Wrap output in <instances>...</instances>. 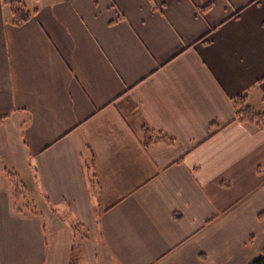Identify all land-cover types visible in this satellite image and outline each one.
Segmentation results:
<instances>
[{"label":"crops","instance_id":"crops-1","mask_svg":"<svg viewBox=\"0 0 264 264\" xmlns=\"http://www.w3.org/2000/svg\"><path fill=\"white\" fill-rule=\"evenodd\" d=\"M28 3L14 26L0 0V264H70L71 220L97 264L208 263L264 190V126L233 109L264 114V0Z\"/></svg>","mask_w":264,"mask_h":264},{"label":"rangeland","instance_id":"rangeland-1","mask_svg":"<svg viewBox=\"0 0 264 264\" xmlns=\"http://www.w3.org/2000/svg\"><path fill=\"white\" fill-rule=\"evenodd\" d=\"M22 1L29 10L33 9L28 0ZM3 181L6 183L7 177ZM28 201H30V197L27 189L25 198L16 203V207L21 208V203ZM26 207L29 208L28 205ZM253 212L254 215L264 212L263 189L254 195V202L249 210L246 208L241 212L243 216L240 217V220L225 219L210 230L205 244L203 242V249H206L208 256L206 264H250L262 255L264 251V221L259 222L253 219ZM73 224L75 226L73 229L70 226L71 238L74 241V246H77L73 247L74 264H91V259L97 264L99 241L95 235L88 234L76 222Z\"/></svg>","mask_w":264,"mask_h":264},{"label":"trees","instance_id":"trees-1","mask_svg":"<svg viewBox=\"0 0 264 264\" xmlns=\"http://www.w3.org/2000/svg\"><path fill=\"white\" fill-rule=\"evenodd\" d=\"M4 7L9 12V22L11 25L19 26L29 21L36 13V11H29L21 0H1ZM210 9V5H206L199 8L197 11L200 15L205 14ZM234 109V121H238L242 124L255 125L257 127L264 126V114L254 112L246 103V96H237L233 100ZM5 118H0V125L3 123ZM219 127L216 124L210 125V133L213 135ZM143 142L145 146H149L154 141L165 143L166 145H173V140L159 136L154 140L152 132L146 128L142 130ZM160 135V134H158ZM5 176L8 179V184L12 189V195L15 203H19L20 200L24 199L27 193L26 186L20 177L13 171H5ZM259 220H264V212L257 215ZM75 223L71 220L70 226L73 229ZM74 257L70 264H74ZM250 264H264V251L261 256L253 260Z\"/></svg>","mask_w":264,"mask_h":264}]
</instances>
